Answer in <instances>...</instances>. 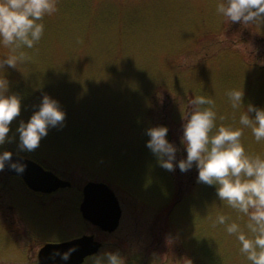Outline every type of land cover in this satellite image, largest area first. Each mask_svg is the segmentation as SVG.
Here are the masks:
<instances>
[{
  "label": "rangeland",
  "instance_id": "obj_1",
  "mask_svg": "<svg viewBox=\"0 0 264 264\" xmlns=\"http://www.w3.org/2000/svg\"><path fill=\"white\" fill-rule=\"evenodd\" d=\"M215 5L58 0V11L44 18L42 39L25 49L31 60L0 70L9 94L22 97L10 126L15 138L0 151L33 158L72 186L43 195L0 171V264H39L45 242L92 232L105 243L100 252L119 251L127 263L250 264L236 237L215 223L218 214H242L220 201L214 185L198 182L195 165L169 171L146 145V129L166 125L177 161L186 158L183 117L197 95L214 97L226 117L218 124L239 126V111L225 94L230 88H244L245 107L264 108V25L231 22ZM6 53L0 46V58ZM44 94L60 102L65 123L50 128L35 150L21 152L15 130ZM242 140L250 153L264 154L250 128ZM91 180L107 182L120 201L122 218L112 234L91 227L80 212Z\"/></svg>",
  "mask_w": 264,
  "mask_h": 264
},
{
  "label": "clouds",
  "instance_id": "obj_2",
  "mask_svg": "<svg viewBox=\"0 0 264 264\" xmlns=\"http://www.w3.org/2000/svg\"><path fill=\"white\" fill-rule=\"evenodd\" d=\"M215 7L218 15L231 22L264 25V0H216ZM57 11L58 0H0V46L10 49V53L0 58V70H4L5 65L17 67L31 60L25 49L37 45L46 31L44 18ZM9 87V79L4 71H0V145L15 138L9 137L10 126L21 113L22 97L9 94ZM225 94L232 109L239 111V126L218 124V120L223 121L226 117L218 115L214 97L197 95L191 99V109L183 117L182 143L186 158L177 161L178 149L168 139L166 125L146 129L150 137L146 145L160 166L169 171L178 166L182 172H187L195 165L198 182L214 185L220 201L242 214L238 219H232L221 213L215 223L223 225L229 235L236 237L240 252L250 264H264V154L250 153L242 140L245 129L250 128L255 140L264 142V108L253 103L245 107L243 87L230 88ZM253 112L255 115H250ZM65 118L66 111L60 102L44 94L30 118L19 121L15 130L19 135L18 149L21 152L35 150L49 129L62 127ZM12 157V151H0V171L8 166L23 172L26 165ZM244 218L246 221L242 226L238 220ZM74 251L75 246L66 252L54 249L50 258L53 264L57 256L67 261ZM89 261L91 264H127L119 251L92 254L84 264Z\"/></svg>",
  "mask_w": 264,
  "mask_h": 264
},
{
  "label": "water",
  "instance_id": "obj_3",
  "mask_svg": "<svg viewBox=\"0 0 264 264\" xmlns=\"http://www.w3.org/2000/svg\"><path fill=\"white\" fill-rule=\"evenodd\" d=\"M12 159L25 164L24 171L17 172L8 166H5L4 170L20 176L34 191L50 193L71 185V181L61 178L32 158L13 153ZM80 210L86 220L109 232L117 229L122 217V207L115 191L103 181H88L84 185ZM73 246L76 247V251L71 253L70 259L64 261L57 256L54 264H81L86 256L95 254L99 250L101 242L93 235H84L64 242H48L38 251V263L53 264L50 254L54 249L66 252Z\"/></svg>",
  "mask_w": 264,
  "mask_h": 264
},
{
  "label": "flooded vegetation",
  "instance_id": "obj_4",
  "mask_svg": "<svg viewBox=\"0 0 264 264\" xmlns=\"http://www.w3.org/2000/svg\"><path fill=\"white\" fill-rule=\"evenodd\" d=\"M71 185H72V182H71ZM71 187V186H70ZM70 187H66V188H61V189H58L57 191H55V192H58V191H60V190H62V189H69ZM55 192H53V193H42V192H35V193H39V194H43V195H49V194H54ZM88 222V221H87ZM88 223H90L91 224V227H93V228H95V229H97V230H100L101 232H103V233H107V234H112V233H114L117 229H118V227H117V229H115L114 231H111V232H109V231H105V230H102L99 226H97V225H95V224H93L92 222H88ZM120 225V224H119ZM84 235H93L94 236V238L96 239V240H98L99 242H101V246H100V248H99V250L96 252V253H98V252H100V250L104 247V242H103V240H101V239H99L97 236H96V234L95 233H83V234H78V235H74V236H69V237H67V238H65V239H63V240H60V241H58V242H64V241H69V240H72V239H75V238H79V237H81V236H84ZM91 255H88V256H86L85 257V259L87 258V257H90ZM85 259H84V262H85ZM84 262L83 263H81V264H84ZM127 264H137V263H127Z\"/></svg>",
  "mask_w": 264,
  "mask_h": 264
},
{
  "label": "trees",
  "instance_id": "obj_5",
  "mask_svg": "<svg viewBox=\"0 0 264 264\" xmlns=\"http://www.w3.org/2000/svg\"><path fill=\"white\" fill-rule=\"evenodd\" d=\"M121 6V5H120Z\"/></svg>",
  "mask_w": 264,
  "mask_h": 264
}]
</instances>
